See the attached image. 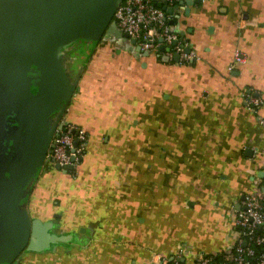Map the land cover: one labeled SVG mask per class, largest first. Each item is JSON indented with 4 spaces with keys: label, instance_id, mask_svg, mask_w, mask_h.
Returning <instances> with one entry per match:
<instances>
[{
    "label": "crops",
    "instance_id": "obj_1",
    "mask_svg": "<svg viewBox=\"0 0 264 264\" xmlns=\"http://www.w3.org/2000/svg\"><path fill=\"white\" fill-rule=\"evenodd\" d=\"M121 1L0 0V16L17 7L15 45L37 57L33 77L61 90L52 125L65 119L89 136L76 174L44 161L22 189L19 208L50 242L0 252V264H152L182 243L192 250L182 263L194 264L239 237L232 213L264 176V0L174 7L188 62L137 51L113 26ZM6 29L0 21V55ZM250 91L263 101L257 112Z\"/></svg>",
    "mask_w": 264,
    "mask_h": 264
},
{
    "label": "water",
    "instance_id": "obj_2",
    "mask_svg": "<svg viewBox=\"0 0 264 264\" xmlns=\"http://www.w3.org/2000/svg\"><path fill=\"white\" fill-rule=\"evenodd\" d=\"M155 3L166 10L167 13L173 14L174 8L168 7L163 0H155ZM116 6L113 10V17ZM3 13L4 15L0 16V21L1 23L4 22L7 29L11 31L6 29V34L2 37L6 49L4 54L0 55V58H2L0 62V105L6 106L4 118L0 121V148L2 154L10 150V142L8 141L10 128L7 127L5 122L7 115L10 113L7 108H14L16 98L22 97L24 101L23 106L18 108L20 118L19 130H17L20 137L16 152L18 162H16L13 179H11L9 185L2 188L3 203L5 204L3 209L7 221L5 235L7 234V237H3L0 241V252L16 255L20 250L35 251L50 242L43 222L35 219L32 224L28 223L25 211L19 208V201L24 184L37 168L46 161L54 130L60 120L59 118L52 125L49 118L53 108H56L55 106L61 99L58 95L61 94V90L56 91V85L47 81L44 73L38 77L29 76L30 71H37L32 67V70H30L29 67L30 64L36 63L37 57L29 52L24 43L21 47L15 45L18 40H21L16 37L21 34L18 32L20 29L14 31L12 29L17 24L14 19V16L18 15L17 7H14L12 3H8L4 7ZM113 26L115 27L114 21ZM125 36L129 39L127 34ZM181 38L183 39V37ZM130 43L133 45L135 41L132 40ZM136 49L141 52L139 48ZM166 49L168 48L164 45L161 46V51ZM185 51L190 53L191 48L188 46ZM163 60L169 61L170 59L165 56ZM173 60L179 62L180 55L175 54ZM35 67L39 70V67L43 68V66L38 65H35ZM32 86L37 88L35 95L29 94V89ZM55 167L58 170L61 169L59 165ZM71 169V166H67L62 170L67 172ZM261 176H263V173H261Z\"/></svg>",
    "mask_w": 264,
    "mask_h": 264
},
{
    "label": "built area",
    "instance_id": "obj_3",
    "mask_svg": "<svg viewBox=\"0 0 264 264\" xmlns=\"http://www.w3.org/2000/svg\"><path fill=\"white\" fill-rule=\"evenodd\" d=\"M163 1L174 8L185 0ZM113 19L115 27L127 34L130 42L134 40L133 46L142 53L165 54L170 60L178 53L181 62H188L194 56L192 52L185 51L188 43L174 28L173 16L156 5L155 0H123L116 6ZM163 45L168 49L161 51ZM234 61L244 62V56L238 49ZM233 68L234 64L230 66V69ZM246 102L255 112L263 103L253 91L246 94ZM258 121L264 128V117L259 115ZM88 142L89 136L84 128L60 119L46 161L54 166L59 165L61 169L71 166L70 172L76 174L77 166L86 155ZM254 185L253 192L244 194L241 207L232 213L235 226L239 228L237 240L223 253H197L194 264H264V176L257 177ZM191 253L190 246L182 243L171 256L155 255L152 264H183L182 258Z\"/></svg>",
    "mask_w": 264,
    "mask_h": 264
},
{
    "label": "flooded vegetation",
    "instance_id": "obj_4",
    "mask_svg": "<svg viewBox=\"0 0 264 264\" xmlns=\"http://www.w3.org/2000/svg\"><path fill=\"white\" fill-rule=\"evenodd\" d=\"M29 74V76H33L31 72ZM36 92L37 88L33 86L29 89V94L35 95ZM23 103L24 101L22 97H19L16 98L15 106L13 109L7 108L10 113L7 115L5 122L7 124V127L10 128L8 136V141L10 142V150L2 154L3 152H1L0 148V241L3 239V237H7V234L5 235V224L7 223V221L5 220V211L3 209L5 207V204L3 203L4 199L2 197V188L9 185L11 179H13L14 171L16 168V162H18V156L16 155L18 147L17 145L20 143V137L17 132V130H19L18 127L20 125L18 108L22 107ZM5 107L6 106L0 105V121H2V119L4 118V113L6 111ZM49 120L51 123L53 122L51 117L49 118Z\"/></svg>",
    "mask_w": 264,
    "mask_h": 264
},
{
    "label": "rangeland",
    "instance_id": "obj_5",
    "mask_svg": "<svg viewBox=\"0 0 264 264\" xmlns=\"http://www.w3.org/2000/svg\"><path fill=\"white\" fill-rule=\"evenodd\" d=\"M74 123V122H73ZM93 145V151L94 150H96V148H97V143H95V144H92ZM242 175H245V172H243V174ZM243 180H247V179H243ZM245 183V182H244ZM243 183V181H241V183H240V185H238V188H239V191L240 190H242V191H244V192H248V187H247V185L246 184H244ZM238 191V192H239ZM236 192H237V187L235 188V194H236ZM203 196V198L204 199H206V198H208L207 196H209V195H202Z\"/></svg>",
    "mask_w": 264,
    "mask_h": 264
},
{
    "label": "trees",
    "instance_id": "obj_6",
    "mask_svg": "<svg viewBox=\"0 0 264 264\" xmlns=\"http://www.w3.org/2000/svg\"><path fill=\"white\" fill-rule=\"evenodd\" d=\"M217 259L220 260L221 258L218 256Z\"/></svg>",
    "mask_w": 264,
    "mask_h": 264
}]
</instances>
